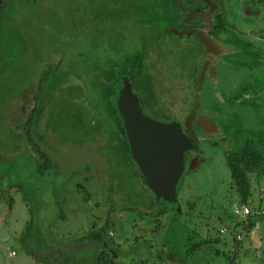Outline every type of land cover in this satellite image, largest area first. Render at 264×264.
I'll return each mask as SVG.
<instances>
[{
  "label": "rangeland",
  "instance_id": "rangeland-1",
  "mask_svg": "<svg viewBox=\"0 0 264 264\" xmlns=\"http://www.w3.org/2000/svg\"><path fill=\"white\" fill-rule=\"evenodd\" d=\"M4 1L6 3L7 0ZM179 2L184 4L188 16L183 22L185 31L178 33L197 34L199 40H203V30L206 32L211 26L223 27L225 31L223 29L216 31L219 34L218 41L224 38L222 34H229L235 39H231V43L224 41L222 43L231 46L236 40L233 47L240 50V53L231 55L234 59L228 55L223 56V52L231 48H223L213 43L207 46L210 38L204 39L203 43L206 46L201 47L199 53L193 48L194 58L187 63L202 69L204 71L202 78L208 72L209 77L214 78L215 82L208 81L206 85L204 81L203 86L195 87L193 85L195 82L187 86L178 79H172L173 86H167L165 83L156 86L160 87L162 93L160 98L164 97V100L167 99L166 102L170 101V107H164L165 114L177 118L184 133L196 144L195 149L189 152L184 171L177 182L178 202L154 201L155 208L160 209L163 215L166 213L163 216L165 219L161 221L162 228L166 230L163 233L162 228L159 231L155 230L151 219L152 225L146 226L145 218L140 219L135 211L129 214L126 210H120L113 205V201L118 199L114 191L111 190L110 193L109 189L114 188L116 178L114 168L118 164L120 154L115 146L106 144L105 134L96 128L98 123L91 115L90 104L83 105L86 112L82 110L83 107L82 109L77 107L75 111L69 106L70 118H66L63 113L69 101H59L60 99L57 100L55 96L48 102L45 94L44 113L49 114L48 108L51 109V113L55 112L51 120L57 127L54 129L58 130L54 142L59 140L55 148H51L48 142L43 146L55 163V167L45 175L35 173L33 159L28 158V150L23 148V151H17L20 145L24 144L20 143L21 138L17 139L18 136L10 131V124L6 127L5 123H2L5 120L0 117V264H43L37 262L31 253L38 248L43 250L44 246L45 250L48 246L60 250L59 254L54 256L56 258L54 264H67L68 260L72 261L71 264H74V261L78 264L81 259L84 260V264H90L92 252L75 251L76 249L66 246L61 250L60 245L86 231L95 218L100 219L98 224L102 225L107 217L115 220L116 242L122 245L119 261L124 264H219L210 253L215 248L209 245L203 246L198 254L194 252L193 256L187 257V261L180 260L181 263H178L179 257H175L173 263L168 261L164 253L170 248L178 252L180 258L184 257L182 250L183 246H186V241L183 232L186 229L181 225H185L187 230H194L195 239L192 243H195L200 237H211L210 231L213 229L216 232L221 227L223 222L221 223L217 217L220 215L227 219L232 205H247L252 200L254 205L264 208V177L249 175L248 180L240 187L232 189L225 163L227 153L242 147L247 137L254 139L264 156V133H261L264 131V8H261L263 2L261 0H179ZM11 4H6L9 10L5 16L3 15L5 18L0 20L1 31L18 29V25H24L27 30L31 28L29 34L40 42L32 39L34 46L40 45L47 50L53 59L52 62L55 63V70L63 79L67 80L70 70L74 69L80 73L82 68L105 65L114 51H117L113 53L116 57H122L134 45L130 34L117 31L118 20L114 21L113 17L117 9L107 7L109 3H106V0H12ZM38 12L40 18H37ZM147 32L150 36L151 29ZM170 37L171 34L168 33L166 39L164 37L159 39L161 49L169 44ZM153 39L157 46L156 38ZM178 40L180 42V39ZM192 40L193 38L189 42ZM34 46L32 45V48ZM161 74L170 77L169 72L163 71ZM80 84L81 89L85 88L86 92L91 86L88 78L81 80ZM72 85L71 97L79 92V84ZM33 87V83H30L28 92L31 91L32 95L28 93L29 106L32 105L31 97L35 93ZM69 87L65 86V90ZM188 87L189 96L186 94ZM246 87L249 89L245 90ZM20 89L17 81L14 84L0 85V115L7 113L10 108L17 107L18 103L12 94L15 91L18 93ZM24 90L25 86L22 91ZM261 90L263 95L259 96L258 92ZM75 98L78 102V98ZM231 100L238 103L232 104ZM194 110L203 114L204 121H193L192 118L188 125L187 111L192 115ZM79 112H82L80 116ZM50 117L46 119L50 120ZM75 117H79V123L74 132L59 129L60 123L75 120ZM48 120L42 121V125L43 123L49 125ZM159 121L164 122L162 119ZM5 128L10 132L5 131ZM87 164L91 168L90 172L82 175L91 178L85 183L89 200L83 203L84 195L82 192L76 194L74 186L76 182H83L80 171ZM122 168L118 170L119 174L124 176L123 183L120 182L119 194L126 189L123 185H130L131 182L134 190H138L140 183L135 182L137 179L133 168L124 170ZM125 192L126 190L124 196H127ZM140 192H143L141 185ZM244 194H247L246 201L241 202ZM7 197L12 198L11 209L8 208ZM25 197L30 199L28 202L33 215V225L24 233L25 225L30 219ZM193 201L196 205L190 210L188 205ZM127 204L130 203L127 201ZM178 212L180 215L176 219ZM221 213H224V216ZM60 215L64 218L61 219ZM135 237L139 238V241H136ZM192 243L188 242L185 249H189Z\"/></svg>",
  "mask_w": 264,
  "mask_h": 264
},
{
  "label": "trees",
  "instance_id": "trees-1",
  "mask_svg": "<svg viewBox=\"0 0 264 264\" xmlns=\"http://www.w3.org/2000/svg\"><path fill=\"white\" fill-rule=\"evenodd\" d=\"M11 3L12 0H7L6 3L4 0H1L0 20L5 18L3 15L5 16L9 10L6 4ZM106 3H109L107 7L117 9V13L114 16L112 15L115 18L114 21L118 20L117 31L130 34L133 37L131 41L134 44L132 49L124 53L122 57H116L113 53H117V51H114L110 59L105 62V65L103 64L100 67L82 68L80 73H77L74 69L70 70V76L68 75L67 80L61 78L60 74L55 70V63L52 62L53 59L46 52V49H43L40 45L34 46L32 39H34L35 42L39 41L29 34L31 28L27 30L26 27H23L24 25H18V29H12L9 32H2L0 29V85L3 84L5 86L7 83L8 85L14 84V82L17 81V84H19L21 88L18 93L15 91V93L12 94L14 100L18 103L17 107L15 109H8V112L0 115V117L5 120V122L3 121L2 123H5L6 127L10 124V131H13V133L18 136L17 139L21 138L20 143L24 144L20 145L17 151L21 152L23 148L26 149V151L28 150L29 157L26 156L31 160L33 159L32 163L34 164L35 173L42 176L55 167V163L46 153L45 149H43V146H45V142H48L51 148H55V145L59 142V140L54 142V139H56V131L58 130H56L57 127L54 122L51 121L55 112L51 113V109L48 108L49 114L44 113L45 94L48 102L55 98V96L57 100L60 99L59 101H69L68 104L66 103L63 113L66 118H70V116H68L69 106L73 107L76 111L77 107L82 109L84 104H90L92 114H89L97 121L98 124L96 128L99 132L103 131L105 134L104 140L106 144L115 146L120 154L117 161L118 164H116L114 168L116 174L114 188L109 189L110 193L111 190H113L117 195L116 198L118 200L113 201V205L120 210H126L129 214L135 211L140 219L145 218L144 221L146 222V226L152 225L150 224L151 219L153 221V226L156 228L155 230L159 231L163 229V233L166 228H162L161 221L165 219L163 216L166 213L163 215L160 209L158 210L157 207L155 208L154 201L177 203V188L176 195L171 200L165 201L157 197L147 185L139 165L132 157L131 146L124 126V118L117 106L119 92L124 84V80H127L131 86L132 93L138 98L141 111L145 106L155 111V115L150 114L149 116L158 121L162 119L163 121L180 123V121L176 120L177 118H171V115H168L166 119L164 107L169 108L170 101H167V103V99L164 100V97L160 98L162 93L159 89L160 87L156 86L164 83L167 86H173V83H171L172 79H178L187 86L195 82L193 85L197 87V77L195 75L197 73V68H195L196 65L191 66L187 62L194 58L192 52L194 49L199 53L201 47L204 48L205 46L204 43L199 40L197 34H183L185 30V24L183 22L188 16V11H186L184 4L180 3L179 0H106ZM40 12L42 13V11ZM37 18H40L39 12ZM148 29H151L150 36L147 35L149 34L147 32ZM178 31L183 32L178 33ZM168 33L171 34L170 39H168L170 40L169 44H166L165 48L163 47V49H161L159 39L161 40L163 37L166 39ZM153 37L157 40V46H155V39L152 40ZM192 38L193 40L189 42ZM178 39H180V42ZM32 45L34 48H32ZM163 71L165 73L169 72L170 77L165 74L162 75L161 73ZM86 78L89 79L91 85L89 89H87V92L85 88L81 89L80 84L81 80L83 81ZM155 79H158V81H155ZM74 80L77 81L74 82ZM30 83L34 85L32 89L35 88L34 96L31 97V106L27 105L28 87ZM72 84H79V92L72 95L73 97L70 95L73 88ZM24 86L25 90L23 92L22 89ZM65 86L71 87L65 90ZM162 86L164 88V85ZM77 87L78 86H75V88ZM188 92L189 87L186 90L187 95ZM75 97L78 98V102L75 101ZM185 101L184 98L183 102L185 103ZM49 105L50 103L48 107ZM82 110L86 112V107H83ZM189 111H187V116H191ZM9 112L11 115H9ZM176 112L177 111H175V113ZM81 113L79 112V116ZM48 117H50V120L46 119ZM47 120L50 124L48 125V123H46L44 125L43 123L42 125V121L45 122ZM78 123L79 117H75V120H70L67 123H60L59 129H66L69 132L73 130L74 132ZM2 125L3 124H1V126ZM5 131L9 130L6 129ZM248 138L249 137L244 140L242 147L230 151L226 155L225 163L229 172L232 189L240 187L243 182L248 180L249 175L264 177V156L254 139ZM195 145V142L192 141V147L185 151L183 155V163L186 162L189 152L195 149ZM31 154H33V156H31ZM185 165L184 163L182 173ZM91 166L96 169L94 165ZM120 167H123L122 170L129 167L133 168L136 176L135 178L137 179L135 182L137 184L140 183L143 189L142 193L140 192V185L138 184V190H134L131 182L130 185H127L128 188L126 184L123 186L126 188L125 193L128 194L127 196H132H124L125 190L122 194H119L121 190L119 189L120 182L123 183L122 177H124L123 174H119L118 172ZM89 169L91 168L88 164L81 169L80 175L83 178V182H76L74 186V192L76 194L82 192L84 195L82 196L83 203L89 200V193L85 187V183L90 181L91 178H87L82 174H88V172H90ZM247 194H244V198L241 202H244V200L246 201ZM249 196L251 195L249 194ZM127 198L130 200H127ZM6 200L8 208L11 209L13 202L12 198L7 197ZM25 201L27 204L30 199L25 197ZM127 201L130 204H127ZM195 205L196 202H189L188 209H193ZM247 205L249 206V204ZM26 206L28 213H30V219L25 225L24 233L33 225V215L30 211L31 207L29 206V202ZM179 215L180 212L176 214V219ZM231 216H233V213ZM60 218L63 219V215H60ZM99 221L100 219L95 218L86 231L67 239L65 243L63 242L60 245L59 249L62 250L66 247H70L74 250L76 249L75 251L84 250L86 252H92L93 256L90 260V264H124L119 261L122 245L116 242V235L114 233L116 231L115 220H110V218L107 217L104 219L102 225L98 224ZM181 226L183 229H186L183 232L184 240L186 241V246H183L184 250H182L184 257L180 258L181 256L178 252L168 248V252L164 253L168 261L173 263V261H175L174 258L179 257L178 263H181L180 260L187 261V257H190V255L193 256L194 252L198 254V251L205 245L214 247L211 245L213 243L207 241V238H210L208 236L205 238L200 237L198 242L192 243L195 239L194 230H187L185 225ZM134 239L139 241L137 237ZM188 242L192 244L189 246V249L186 250L185 247L188 246ZM162 246L165 247V244L162 243ZM42 248L44 249L38 248L31 253L35 260L43 264H54L53 261L56 260L54 256L56 257L60 250H54L52 246H48L47 250H45L46 246ZM210 253H212V257L213 255L217 256L213 250H211ZM66 262L67 264L72 263L70 260ZM73 263L76 264V261ZM77 263L84 264V260L81 259Z\"/></svg>",
  "mask_w": 264,
  "mask_h": 264
},
{
  "label": "water",
  "instance_id": "water-1",
  "mask_svg": "<svg viewBox=\"0 0 264 264\" xmlns=\"http://www.w3.org/2000/svg\"><path fill=\"white\" fill-rule=\"evenodd\" d=\"M1 7V0H0ZM119 112L131 146L132 157L139 165L147 185L165 201L176 195V186L182 174L183 155L192 147V141L176 124L161 125L144 118L139 110L138 98L131 91L127 80L119 92ZM264 248V223H258Z\"/></svg>",
  "mask_w": 264,
  "mask_h": 264
},
{
  "label": "flooded vegetation",
  "instance_id": "flooded-vegetation-1",
  "mask_svg": "<svg viewBox=\"0 0 264 264\" xmlns=\"http://www.w3.org/2000/svg\"><path fill=\"white\" fill-rule=\"evenodd\" d=\"M263 2V5L261 8H264V0H261ZM260 3V2H257ZM188 15V14H187ZM186 29V28H185ZM217 29H223V27L219 28L218 26H211L206 32L203 30L204 39H209L210 42H208L207 46L210 45V43H217V42H223L226 40V42L231 43V39H235L229 34H222L224 38H220L218 41L217 38H219V34L216 33ZM225 31V29H223ZM185 31V30H184ZM218 36V37H217ZM230 37V38H229ZM216 38V39H215ZM203 39V40H204ZM202 42L203 40L200 39ZM234 44H236V40L234 41ZM204 46H206L204 44ZM47 51V50H46ZM229 57H232L228 54ZM200 68H197V71ZM207 71V70H206ZM209 71V70H208ZM203 70L200 69L198 73L196 74L197 77V84L203 86L202 84L204 81H206V85L208 84V81L215 82L214 78H210L207 73H205V77H203ZM185 85V84H184ZM30 95H32V92H28ZM135 95V94H134ZM139 106V101H138ZM139 110L141 115L144 118H148L153 120L154 122L161 124V125H172L176 124L180 127V130L182 133V125L181 123H175L170 121H158L154 119L153 117H150V114H154L155 111L150 110L148 107H143L142 111L139 106ZM152 115V116H153ZM202 113H199L197 111H193V114L190 116H187L188 125L190 122H192V118H194L193 121L200 122L204 119V116H202ZM166 119L167 115L165 114ZM165 119V120H166ZM170 120V119H169ZM204 121V120H203ZM185 163V162H184ZM183 163V164H184ZM183 170V165H182ZM244 198V196H243ZM237 205V204H236ZM231 212L227 214V219H223L220 215H218L217 219L222 223L221 227L215 232L213 229L210 231V234L212 235L210 238H207V241H210L212 246H214L217 256L215 257V260L219 262V264H225L227 261L228 264H264V248L262 252V257L260 256V248L263 243V237L261 233L258 231V223H264V208L256 206L252 203V200L249 202V213L247 216H231ZM222 216H224V213H221ZM229 237V238H227Z\"/></svg>",
  "mask_w": 264,
  "mask_h": 264
},
{
  "label": "crops",
  "instance_id": "crops-1",
  "mask_svg": "<svg viewBox=\"0 0 264 264\" xmlns=\"http://www.w3.org/2000/svg\"><path fill=\"white\" fill-rule=\"evenodd\" d=\"M230 38V37H229ZM224 39H226V37L224 38ZM224 42H226V40H224ZM215 44H219L220 46H223V48H225V47H228L230 50L229 51H224L223 52V56H226V55H233V56H235V55H238L239 53H240V50H238L237 48H234L233 47V45H234V43H233V45L231 44V46H228V45H225V44H223L222 42H217V43H215ZM264 53V52H263ZM231 59H234V57H230ZM234 65H236V64H234ZM247 89H249V87H246L245 88V90H247ZM263 93V91L261 90V91H259L258 92V95L259 96H261V95H263L262 94ZM231 103L232 104H236V103H238L237 101H234V100H231ZM261 133H264V131H262ZM259 134V133H258ZM262 141V140H261Z\"/></svg>",
  "mask_w": 264,
  "mask_h": 264
},
{
  "label": "built area",
  "instance_id": "built-area-1",
  "mask_svg": "<svg viewBox=\"0 0 264 264\" xmlns=\"http://www.w3.org/2000/svg\"><path fill=\"white\" fill-rule=\"evenodd\" d=\"M250 207L248 205H235L233 206V216H247L249 213Z\"/></svg>",
  "mask_w": 264,
  "mask_h": 264
},
{
  "label": "clouds",
  "instance_id": "clouds-1",
  "mask_svg": "<svg viewBox=\"0 0 264 264\" xmlns=\"http://www.w3.org/2000/svg\"><path fill=\"white\" fill-rule=\"evenodd\" d=\"M238 205V204H237ZM233 211V210H232Z\"/></svg>",
  "mask_w": 264,
  "mask_h": 264
}]
</instances>
